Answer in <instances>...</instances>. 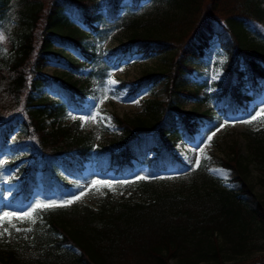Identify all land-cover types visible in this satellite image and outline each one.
Masks as SVG:
<instances>
[{
	"label": "trees",
	"instance_id": "trees-1",
	"mask_svg": "<svg viewBox=\"0 0 264 264\" xmlns=\"http://www.w3.org/2000/svg\"><path fill=\"white\" fill-rule=\"evenodd\" d=\"M8 1L0 0V36ZM123 1L38 0L30 10L28 30L12 46L14 60L0 71L5 87L0 92V108L5 110L0 116V160L2 155L18 157L8 165L17 173L20 188L9 198L13 208L31 202L37 191L44 199L77 188L92 160L99 172L124 178L142 165L149 174L179 172L186 165L173 149V136L191 142L217 119L246 113L247 101L264 91V0H158L170 12L162 9L152 25L148 19L127 23L146 26V31L134 32L130 44L100 57L93 46L82 43L84 30L102 43L120 27L125 11L153 0H130L128 8ZM248 34L254 40L247 46L243 41ZM214 40L226 63L224 78L213 93V108L183 112L175 97L192 93L181 87L180 77L191 71L190 62L201 58ZM66 52L75 60H66ZM170 52L167 70L146 72L139 80L149 85L165 79V100L158 104L159 110L147 118L116 116L121 138L100 147L94 157L93 144L73 127L48 129L43 113L57 122L70 110L85 111L88 87L82 85L85 82L47 77V65L75 73L86 65L101 64L90 77L104 89L114 67L138 55ZM41 88L57 100L38 101L34 95ZM246 143L248 159L243 160L233 145L229 157L221 160L240 184L237 193L200 170L193 173L195 180L188 188L163 190L146 203L111 198L102 200L96 210L77 204L46 208L27 229L11 226L0 233V264H264V256L236 258L232 263L223 258L224 252L242 257L252 237H264V198L253 209L242 198H255L247 182L250 164L260 171L264 188V126L248 132Z\"/></svg>",
	"mask_w": 264,
	"mask_h": 264
},
{
	"label": "rangeland",
	"instance_id": "rangeland-1",
	"mask_svg": "<svg viewBox=\"0 0 264 264\" xmlns=\"http://www.w3.org/2000/svg\"><path fill=\"white\" fill-rule=\"evenodd\" d=\"M37 1H8L6 5L5 31L0 36V40L3 41L0 44V71L8 69L10 63L14 60L15 52L12 46L18 44L23 34L28 30L30 10L37 4ZM125 4L126 8H128L130 0H126ZM162 9L164 8L158 3V0L143 2L137 10H131L132 12L128 13L125 11L119 22L120 27L103 43L94 39L85 30L82 36V43L95 47V52L98 56H105L112 48L130 44L131 36L134 32L146 31V26H128L127 23L148 19L152 25L154 20L159 19ZM166 10L170 12L168 7L163 12ZM4 39H7V41H4ZM253 40V36L248 34L243 42L248 46ZM55 49L59 51L58 48ZM64 56L68 61L75 60L74 56L69 52H66ZM171 57L172 52L154 55L149 58H144L140 55L135 56L130 62L114 68L105 89L99 88V81L96 78L89 77L95 70V65H86L73 74L61 66L55 64L47 65L44 70V74L47 77L63 82H85L82 85H86L89 89L87 100L84 104L85 113L70 110L63 120L57 122L53 118L47 117V112L43 113L42 117L45 119L48 129L51 130L59 125L73 127L77 135L87 137L88 143L93 144L94 149L108 147L116 143L121 138L122 133L117 126L115 116L122 119H134L138 116L147 118L159 110L158 104L165 100V79H160L146 87L137 85V83L146 72L167 70L170 66ZM225 61L224 52L214 40L201 58L190 62L192 71L181 76L179 83L184 90L194 93L195 97L187 98L177 95L174 103L180 110L183 112H204L213 108L214 97L212 93L216 84L223 79ZM2 81V78H0V92L5 89L4 86H1ZM34 96L42 103L56 99L46 88H41ZM0 107H3V104ZM262 110H264V92L259 99L248 104V113L233 115L224 121L216 120L217 122L215 121L214 125L199 130L191 143L181 141L173 136L174 150L183 159L187 167L180 172L170 171L149 175L146 166L143 165L136 169L129 179H123L112 172L100 174L95 170L93 162L90 161L86 165V170L83 172L78 188L69 191L63 198L52 196L44 202L36 200L21 209H12L8 200H6L19 190L18 175L8 167L9 163L18 157L2 155L0 168L3 178H0V194H4L6 199L0 202V217H3L5 213L13 215L5 217L6 221L10 220L11 222H5L0 225V233H3L10 226L27 229L34 223L38 213L44 210L39 209L33 213L32 209L37 204L54 202L59 204L70 200L73 202L69 206L77 204L96 210L102 200L111 198L115 201L146 203L153 198L155 193L159 194L163 190L175 191L188 188L195 180L193 179L194 176H192L193 173L200 170L214 178L222 188L237 193L240 184L234 181V173L221 166V160L229 157V150L230 148L232 149L233 145H236L239 156L243 160L248 159L246 135L248 132L257 131L264 126V121L257 115L261 114ZM2 112H5L4 108H0V116H2ZM253 116L257 118L252 123L243 122L252 120ZM93 117L95 119H92ZM209 136H211L210 141L208 140ZM197 161H199L198 167L196 166ZM249 170L247 182L252 186L255 198L246 196L242 198L246 205L253 209L256 201L264 198V188L259 183L261 174L258 168L254 164H250ZM140 177L144 178L141 179ZM140 181H146L149 185L145 188L139 187L138 183ZM36 194L38 195V193ZM24 213H29L30 218H14L23 216ZM250 246V249L242 257H239L238 254H232L228 248H225V251L230 253L224 252L223 258L225 261L232 263L234 262L233 259L236 258L264 256L263 236L252 237Z\"/></svg>",
	"mask_w": 264,
	"mask_h": 264
},
{
	"label": "snow or ice",
	"instance_id": "snow-or-ice-1",
	"mask_svg": "<svg viewBox=\"0 0 264 264\" xmlns=\"http://www.w3.org/2000/svg\"><path fill=\"white\" fill-rule=\"evenodd\" d=\"M260 116V118L262 120H264V110H262V113L261 114H257ZM257 117L256 116H253L252 120H247V121H243V122H246V123H252L253 120H255ZM81 119H83V117H81ZM92 119H95L94 117ZM208 140L210 141L211 140V136L208 137ZM202 151V150H201ZM196 166L198 167L199 166V161L196 162ZM141 179H143L144 177H140ZM73 201H64L62 203H50V204H37L35 208L32 209V212L35 213L37 210L39 209H46V208H54V207H64V206H69ZM13 214H9V213H5L3 217H0V225H2L3 223L5 222H8L10 223L11 221L8 220L6 221L5 220V217H8V216H11ZM16 219H24V218H30V214L29 213H24L23 216H19V217H14ZM6 231V230H5ZM17 231H19V229H17Z\"/></svg>",
	"mask_w": 264,
	"mask_h": 264
}]
</instances>
